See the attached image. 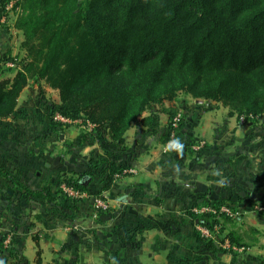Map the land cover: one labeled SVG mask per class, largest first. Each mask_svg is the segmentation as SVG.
Returning <instances> with one entry per match:
<instances>
[{
    "label": "trees",
    "instance_id": "trees-1",
    "mask_svg": "<svg viewBox=\"0 0 264 264\" xmlns=\"http://www.w3.org/2000/svg\"><path fill=\"white\" fill-rule=\"evenodd\" d=\"M12 1L4 0L5 10ZM13 13L23 37L22 56L0 59V121L15 115L21 94L30 87L58 92V101H48L54 117L92 126L115 148L134 126L152 125V117L144 116L154 106L174 104L181 94L221 104L231 117L264 116V0H15ZM166 113L164 143L186 125L182 118L174 129L177 115ZM89 167L104 173L97 197L111 192L123 173L115 160L91 159ZM0 177L18 203L40 201L73 222L66 212L72 208L51 191H33L2 168ZM92 178V173L67 174L57 194L76 203L61 186L88 195ZM242 202L203 205L239 208ZM99 213L111 216L112 210ZM221 218L222 224L211 215L197 221L211 230L219 223L234 247L247 249L227 232L236 221ZM15 226L0 237V259L23 264ZM204 241L214 254L236 255Z\"/></svg>",
    "mask_w": 264,
    "mask_h": 264
},
{
    "label": "crops",
    "instance_id": "crops-1",
    "mask_svg": "<svg viewBox=\"0 0 264 264\" xmlns=\"http://www.w3.org/2000/svg\"><path fill=\"white\" fill-rule=\"evenodd\" d=\"M3 4L0 0V59L22 56L23 37L15 27L16 16ZM45 89H25L15 115L0 121V168L33 191H51L59 203L72 208L66 212L73 222L40 201L18 203L0 177V220L10 225L7 228L6 223L7 230L18 224L15 237L23 264H113V260L116 264L264 263L258 261L264 256L263 248L248 246L245 253L235 256L207 249L192 209L216 200L242 198L237 196L236 182L226 173L229 165L203 162L207 147L195 160L186 148L180 153L166 151L169 118L164 123L162 116L147 113L144 117H152L151 126L136 125L119 149L110 143L113 151L104 149L95 140L100 136L107 140L105 134L98 135L81 121L64 123L53 116ZM195 123H186L175 139L184 144L190 134H202ZM91 159L115 160L123 170L106 194L111 216L94 209L104 173L90 169ZM72 172L93 175L88 197L74 205L57 194L62 179ZM15 205L19 208L14 209Z\"/></svg>",
    "mask_w": 264,
    "mask_h": 264
},
{
    "label": "rangeland",
    "instance_id": "rangeland-1",
    "mask_svg": "<svg viewBox=\"0 0 264 264\" xmlns=\"http://www.w3.org/2000/svg\"><path fill=\"white\" fill-rule=\"evenodd\" d=\"M9 75L11 74H6L5 77ZM45 93L48 99L58 101V92L45 89ZM166 111H172L177 116L181 115L184 123H187L188 126L192 122H196V129H202L200 131L202 134H198V136L197 134H190V137L183 144L191 159L195 160L197 157V153L192 152L191 148L200 143H205L208 156L202 159L203 162L213 164L218 162L225 166L229 165L230 168L228 171L226 170V173L230 175L231 180L236 182L237 196L243 198V204H238L243 217L240 221L228 224L226 226L227 232L235 233L236 236L244 241L246 246L264 249V116L257 119L231 117L230 111L221 104L195 100L186 94H181L174 104L154 106L148 114L151 116L158 115L157 117L159 115L162 116V120L164 119L165 123L169 118ZM95 141L100 143L99 145L104 147V149L105 146L111 151H113L111 146L115 148L103 136H100ZM117 151L119 152V150ZM248 193L249 196L256 197L255 201L250 197L248 198ZM60 197L67 199L63 195ZM87 197L79 199L77 202ZM32 208H30L32 211H40L39 208ZM17 218L15 217V220H18ZM6 223L0 220V237L5 235L6 231H10L6 229ZM13 223L18 222L15 221ZM16 225L18 226V224ZM7 228H11L10 225ZM246 250H239L240 252L237 251L234 254L240 255V253H245ZM258 261L263 262L264 256H261ZM0 264L8 263L0 259Z\"/></svg>",
    "mask_w": 264,
    "mask_h": 264
},
{
    "label": "built area",
    "instance_id": "built-area-1",
    "mask_svg": "<svg viewBox=\"0 0 264 264\" xmlns=\"http://www.w3.org/2000/svg\"><path fill=\"white\" fill-rule=\"evenodd\" d=\"M15 4V1H12L10 3V5L7 7V10H11L13 11V6ZM10 68H14L13 64H8L7 65ZM60 121L64 122V123H69L70 121L63 119L61 117H59ZM244 119V118H243ZM242 119V120H243ZM182 120V116L178 115L174 118L173 122H172V126L174 129H177L180 122ZM92 127V126H91ZM176 134L173 133L172 134V139H175ZM206 148V144L205 143H200L199 145H195L192 147V150L196 153L203 151ZM125 173V172H124ZM127 173V171H126ZM121 177L117 176V179H119ZM61 189L71 198L75 199L76 201L79 199H83L85 197H87L88 195L85 193H80L77 191H74L71 188L66 187L65 185L61 186ZM94 209L96 211V213H99L100 211H107L109 209V204L106 198V194L101 196V197H96V199H94ZM192 213L193 215L198 219L200 216L203 215H211L215 217V220L219 221L220 224L223 223V220L221 218L222 215H225L227 218L233 220V221H240L241 218L243 217V213L242 211L234 206L231 205H221L220 207L216 208L213 206H209V205H200L197 206L195 208L192 209ZM217 224L213 230L205 228L204 226H201L198 224L199 227V231L200 234L202 236V238L204 240H210V241H214L215 243H217L220 247H222V249L227 250V251H234V252H240L239 250H244L243 249H237L236 247H234L231 243V240L229 239L228 236H226V234L222 233V226L220 224ZM264 264V263H262Z\"/></svg>",
    "mask_w": 264,
    "mask_h": 264
},
{
    "label": "clouds",
    "instance_id": "clouds-1",
    "mask_svg": "<svg viewBox=\"0 0 264 264\" xmlns=\"http://www.w3.org/2000/svg\"><path fill=\"white\" fill-rule=\"evenodd\" d=\"M184 148L183 143L179 139H174L169 142L166 146V151H176L178 153L182 152ZM113 264H116V261L113 260Z\"/></svg>",
    "mask_w": 264,
    "mask_h": 264
}]
</instances>
